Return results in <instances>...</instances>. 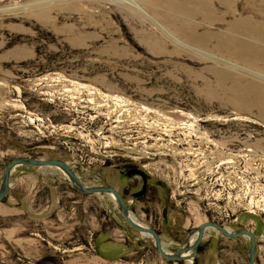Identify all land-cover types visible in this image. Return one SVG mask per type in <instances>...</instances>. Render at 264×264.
<instances>
[{"label":"rangeland","instance_id":"374dc122","mask_svg":"<svg viewBox=\"0 0 264 264\" xmlns=\"http://www.w3.org/2000/svg\"><path fill=\"white\" fill-rule=\"evenodd\" d=\"M223 128L246 149L226 153ZM15 156L64 160L86 185L120 187L137 167L162 203L125 200L179 241L165 235L167 250L227 218L264 264V0H0V181ZM10 183L0 264H247L249 240L212 228L194 260L162 259L113 196L57 167L16 166Z\"/></svg>","mask_w":264,"mask_h":264},{"label":"water","instance_id":"95a60500","mask_svg":"<svg viewBox=\"0 0 264 264\" xmlns=\"http://www.w3.org/2000/svg\"><path fill=\"white\" fill-rule=\"evenodd\" d=\"M26 165V166H36V167H57L59 168L67 180L70 182L72 187L81 193H106L113 196L117 204L118 210L122 215L125 222L133 229L139 231L141 234L147 235L151 238L153 247L155 251L166 261H184V260H194V257L198 253L199 246L204 238L206 230L212 228L219 232L221 235L227 238H237V237H248L249 246L247 249V263L256 264V252H257V240L256 235L252 230L242 227L237 230H228L217 221L206 220L201 222L191 235L195 233L194 240L190 242L187 240L181 247L174 251L167 250L161 240L159 232L150 225H145L139 223L131 214L128 207V202L125 200L121 192L110 184H96V185H86L75 172V170L69 165L68 162L58 159V158H41V157H31V156H15L11 158L4 166L1 181H0V202L4 200L8 191L10 189L11 174L16 166ZM138 173H142L141 170Z\"/></svg>","mask_w":264,"mask_h":264},{"label":"flooded vegetation","instance_id":"af4514ba","mask_svg":"<svg viewBox=\"0 0 264 264\" xmlns=\"http://www.w3.org/2000/svg\"><path fill=\"white\" fill-rule=\"evenodd\" d=\"M235 135H237V134L234 133V130H230V129L226 130L223 128L219 132L214 133V140L216 143H222L223 144V145H221V147H223V149H224V151H226V153L234 154V150L237 151V150H240L241 148L243 150L246 149L244 142L245 141H247V143L249 142L248 137H247L248 134L245 131H243L242 135H241L242 136V138H241L242 139V147H240L241 146L240 137H239V139H236ZM238 135H240V134H238ZM102 161H103L102 167L106 166L107 165L106 160L103 159ZM227 162H228L227 165H224L223 167H231L232 166L231 164L234 162V160L229 159ZM139 170L140 169H138L137 167L121 169L120 174L123 175L126 179L122 183V186H120V187L114 186V187L117 188L121 192V194L123 195L124 198L127 197L128 195H132L138 202L142 203L143 206L144 205H147V206L154 205V204H156V202L162 203V200H161L162 198H160L157 195L158 192L156 191L157 187H161V185L157 182H153L151 180V178L148 175H146V173H144L142 170H141L142 173H138ZM134 176H139V179L132 178ZM165 200H167V199H165ZM132 203H133V200H132ZM162 206H163V213L161 215V218L163 219V224L167 225V223L169 222V219H168L166 210L169 206H167L166 202L163 203ZM247 211L249 213V209ZM229 220L230 219L226 218L225 220L221 221L220 224L225 226L224 225L225 221L229 222ZM151 226L154 227L156 230L159 227L157 222H155V223L152 222ZM231 231H233V230H231ZM246 238L249 240L248 237H246Z\"/></svg>","mask_w":264,"mask_h":264},{"label":"crops","instance_id":"0c3cea01","mask_svg":"<svg viewBox=\"0 0 264 264\" xmlns=\"http://www.w3.org/2000/svg\"><path fill=\"white\" fill-rule=\"evenodd\" d=\"M23 118H24V117H23ZM34 118H35V120H38V115H34ZM29 122H30V124L33 125V127H35V128L37 127V125H36V121H34L35 125H34V123H33L31 120H30ZM39 170H40V169H38V172H39ZM158 226H159V225H158ZM157 231H158L159 234H160V237H161L162 243H163L164 239L166 238L165 235H167V236L169 237L170 241H172V242H174V243H176V244L179 243V241H175L174 238H171V236H172L171 234H172V233L169 234V233L164 232L163 229H162L160 226L157 228ZM172 237H173V236H172ZM202 241H203V240H202ZM163 245H164V244H163ZM102 246L105 247V248H109V249L113 250L114 255H117V254L122 253V251H123L124 248H125V244H123L122 242H120V241H112V240H109V241L103 242ZM128 246H129V245H128ZM130 249H131V247H130Z\"/></svg>","mask_w":264,"mask_h":264},{"label":"bare ground","instance_id":"6f19581e","mask_svg":"<svg viewBox=\"0 0 264 264\" xmlns=\"http://www.w3.org/2000/svg\"><path fill=\"white\" fill-rule=\"evenodd\" d=\"M194 237H195V233L193 234V236L191 235V237L189 238L190 239V242H192L194 240Z\"/></svg>","mask_w":264,"mask_h":264},{"label":"built area","instance_id":"2783aa9c","mask_svg":"<svg viewBox=\"0 0 264 264\" xmlns=\"http://www.w3.org/2000/svg\"><path fill=\"white\" fill-rule=\"evenodd\" d=\"M36 125L38 126V120H37V122H36Z\"/></svg>","mask_w":264,"mask_h":264},{"label":"trees","instance_id":"16d2710c","mask_svg":"<svg viewBox=\"0 0 264 264\" xmlns=\"http://www.w3.org/2000/svg\"><path fill=\"white\" fill-rule=\"evenodd\" d=\"M179 262H182V261H179ZM197 264V263H196Z\"/></svg>","mask_w":264,"mask_h":264}]
</instances>
